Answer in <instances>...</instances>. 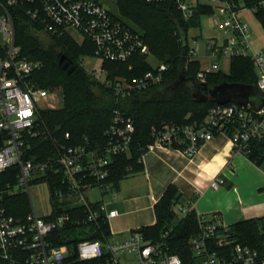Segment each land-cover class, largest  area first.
<instances>
[{"label": "built area", "instance_id": "built-area-1", "mask_svg": "<svg viewBox=\"0 0 264 264\" xmlns=\"http://www.w3.org/2000/svg\"><path fill=\"white\" fill-rule=\"evenodd\" d=\"M150 4H167L186 22L203 8L217 14L218 37L207 44V57L214 62L205 65L197 74L200 83L221 69L220 60L250 59L258 75L257 88L264 93V49L255 51L249 24L241 16L243 10L264 11V1L248 8L235 0H141ZM20 10L35 24L54 37L75 34L94 45V56L108 62L124 63L136 56L151 53L143 35L113 16L100 0H0V261L4 264H77L107 256V264H184L173 253L171 234L178 221L186 218L193 208L181 201L173 206L177 219L158 240L150 239L142 228L118 240L79 241L59 246L57 235L71 227L98 225L104 215L106 222L118 216L106 204L93 203L88 194L99 188H111L108 179L116 158L130 156L136 127L131 117L119 108L114 109L109 128L102 141L85 137L82 144L62 146L56 157L34 162L25 159L26 139L34 132L40 111L55 108L57 95L39 86L34 76L42 64L21 55L16 44L14 11ZM200 45L188 43L186 58L199 60ZM170 65L160 63L153 70L135 78L119 76L100 81L117 98L160 86ZM43 104L44 107L39 105ZM186 119H189L187 117ZM217 135L230 138L234 151L244 155L250 142L264 137V106L254 111L230 102L216 104L199 123H166L153 127L150 142L143 158L159 150H175L194 158L202 146ZM67 139L70 138L66 134ZM18 170H10L12 168ZM225 181L215 178L210 188L218 190ZM45 184L49 190L51 213L38 216L30 196V188ZM27 193L32 211L26 216L11 214L8 199ZM117 195H115V198ZM84 209V218H74L73 212ZM73 211V212H70ZM197 214V213H196ZM199 232L189 240L196 264H264V251L249 246L231 244L230 227L217 216L197 214ZM216 243L223 251L211 249ZM230 247V250L227 247Z\"/></svg>", "mask_w": 264, "mask_h": 264}, {"label": "trees", "instance_id": "trees-1", "mask_svg": "<svg viewBox=\"0 0 264 264\" xmlns=\"http://www.w3.org/2000/svg\"><path fill=\"white\" fill-rule=\"evenodd\" d=\"M245 7L252 8L264 0H235ZM120 13L144 33L152 54L161 63L169 64V71L160 86L133 93L125 98H117L97 78L87 72L79 63L81 54L94 55V45L85 40L79 45L69 36L54 37L29 18L22 11L15 10L16 44L21 55L40 62L42 68L34 78L39 86L49 90L60 88L63 94V107L59 111L41 110L34 132V137H27L25 159L39 162L58 155L62 146L82 144L85 137L91 141H102L109 128L114 109L119 108L131 117L136 127V134L130 156L116 158L111 167L108 183L117 186L127 176L142 171L140 158L146 152L153 127L161 128L166 123H199L204 120L211 102H198L192 89L179 83L181 77L194 79L201 70L199 61L189 62L188 31L199 26L203 15H210L213 10L203 8L190 21L186 22L177 12H170L167 4H150L141 0H116ZM264 24V11L255 13ZM136 30V29H135ZM67 57L72 73L64 70ZM107 62L108 78L119 76L130 79L153 70L147 56H136L127 62ZM258 75L250 59L236 58L230 61V72L221 71L208 76L206 84L216 87L224 83L257 87ZM189 117V119H186ZM66 134L70 138L65 137ZM249 161L258 167H264V137L250 142L245 152ZM10 170H18L16 167ZM25 196L17 195L8 199L10 212L14 216H26ZM181 201L175 189H169L155 205L156 223L142 228L146 236L158 240L173 226L177 215L173 206ZM73 212V211H70ZM74 218L86 216L84 209L73 212ZM231 244L240 243L255 250L264 251V218L241 221L230 226ZM199 232L197 214L192 211L175 225L170 244L173 253L179 255L184 264H196L189 246V240ZM112 239L110 225L104 215L98 225H71L57 235V245L76 244L79 241H107ZM211 249L220 252L225 248L219 244H210ZM230 247H227V250ZM107 256L87 263L107 264ZM0 264H4L0 261Z\"/></svg>", "mask_w": 264, "mask_h": 264}, {"label": "crops", "instance_id": "crops-1", "mask_svg": "<svg viewBox=\"0 0 264 264\" xmlns=\"http://www.w3.org/2000/svg\"><path fill=\"white\" fill-rule=\"evenodd\" d=\"M215 178L225 181L218 190L210 188ZM171 188L197 214L217 216L228 227L264 218V167L256 166L245 154L236 153L230 138L224 135L204 144L192 159L175 150L145 155L142 171L127 176L117 186L111 183V188L100 191L98 200L92 202L106 204L109 211L118 212L110 221L135 215L125 227L111 230L115 239L123 240L132 231L156 223L155 205ZM116 200L134 209H109L108 204Z\"/></svg>", "mask_w": 264, "mask_h": 264}, {"label": "rangeland", "instance_id": "rangeland-1", "mask_svg": "<svg viewBox=\"0 0 264 264\" xmlns=\"http://www.w3.org/2000/svg\"><path fill=\"white\" fill-rule=\"evenodd\" d=\"M101 4L116 18L120 19L123 23L133 27L136 29L139 33H141L146 41L145 33L139 28L135 26V23H132L131 20H128L123 16L117 6L116 0H100ZM241 16L245 19V21L249 24L251 33L253 35V38L251 40L252 47L255 51H260L264 49V24L262 21L258 18V16L253 13L250 10H246L242 12ZM218 19L217 14L213 15H203L200 18L199 26L189 29L188 31V43L189 45L193 44V41H196L200 45V52H199V60L201 61V69L205 65L212 64L214 61L207 57V44L210 40H212L215 36L219 35L218 28L216 26V20ZM75 42H77L79 45L83 44V38L75 34L74 36ZM147 43V42H146ZM148 45V43H147ZM149 46V45H148ZM150 48V47H149ZM148 57V62L153 67H157L161 62L156 59V57L152 54V51ZM79 63L80 65L90 74H92L95 78H97L99 81L104 80L107 67V62L103 61L100 58L95 57L92 54H81L79 56ZM221 63V69L220 71L228 74L230 72V60L228 59H222L220 60ZM108 75V74H107ZM50 92H53L57 95L56 99L52 101V105H54L55 108H48L49 110L53 111H59L63 107V94L62 90L60 88H54L49 89ZM40 107H44L43 104L39 105ZM47 109V110H48ZM122 189H123V183ZM125 188V187H124ZM101 189L96 188L92 190L87 196L88 198L92 200H98V193H100ZM22 196H25L26 200V210L28 212L32 211L31 207V201L32 204L40 217L48 216L51 213V206H50V196H49V190L48 187L45 184H35L32 185L30 188V196L31 201L29 199V196L27 193L20 194ZM114 194H112L113 197ZM109 209H117V210H126L130 211L134 209V206L126 204H121L120 200H116L112 203L108 204ZM135 218V215L129 216V217H122L118 220L110 221L109 225L110 228L113 231H117L120 227H125L131 219Z\"/></svg>", "mask_w": 264, "mask_h": 264}, {"label": "water", "instance_id": "water-1", "mask_svg": "<svg viewBox=\"0 0 264 264\" xmlns=\"http://www.w3.org/2000/svg\"><path fill=\"white\" fill-rule=\"evenodd\" d=\"M64 61L63 69L68 70L69 74L72 73L74 66L70 67V62L67 61L65 55L62 56L61 63ZM179 83L189 86L198 102H211L219 105L234 102L245 107L251 105L254 111H260L264 106V93L257 87L224 83L210 88L206 83H198L194 79L187 80L184 77L180 78Z\"/></svg>", "mask_w": 264, "mask_h": 264}]
</instances>
